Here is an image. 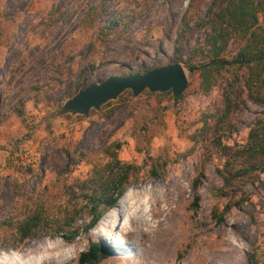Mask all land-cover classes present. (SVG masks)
I'll list each match as a JSON object with an SVG mask.
<instances>
[{"label":"rangeland","instance_id":"374dc122","mask_svg":"<svg viewBox=\"0 0 264 264\" xmlns=\"http://www.w3.org/2000/svg\"><path fill=\"white\" fill-rule=\"evenodd\" d=\"M219 6L220 0H0V258L57 242L71 252L62 264H80V253L98 243L113 251L98 264H146L149 242L138 238V224L172 220L176 241L166 264H247L254 248L264 256L262 165L221 193L225 168L244 167L233 157L264 117V88L249 90L247 71L231 67L205 94L199 75L185 68L208 61L209 12ZM178 40L188 78L178 102L170 92L134 98L127 91L87 117L57 113L79 89L109 76L176 63ZM242 43L231 39L225 59L233 60ZM226 96L236 107L218 123ZM114 159L129 175L123 196L131 192L145 204L120 210L122 196L85 232L92 219L87 196L99 188L98 180L88 181L101 173L118 178L119 170L105 169ZM35 212H68L70 225H52L22 243L16 229ZM109 218L113 228L100 233Z\"/></svg>","mask_w":264,"mask_h":264},{"label":"trees","instance_id":"16d2710c","mask_svg":"<svg viewBox=\"0 0 264 264\" xmlns=\"http://www.w3.org/2000/svg\"><path fill=\"white\" fill-rule=\"evenodd\" d=\"M261 12L264 13V3L261 0H220V6L215 11L212 12L210 9L209 32L205 38L204 48L208 61H202L196 66H185L189 72L199 75L201 78L200 89L203 93L207 94L215 85L221 70L231 67L239 71H247L246 83L249 90L258 91L264 88V16L260 23L259 15ZM234 38L243 43L239 47L235 58L229 61L225 59V53L229 41ZM181 49L178 40L175 43L174 53V59L177 62L182 59ZM145 72V70L136 71V73ZM127 74L129 73H121V75ZM181 98L182 96L173 97L172 99L174 102H178ZM234 107L236 106H234L232 99L226 96L224 99L225 109L221 114L214 116L217 117L218 123H221L223 117H226L230 113V109ZM233 158L242 159L244 167L237 169L225 168V174L222 175L224 188L221 189V193H226L224 189L231 187V183L235 181L242 184L249 180L258 168H262L264 171V162H259L260 158H264V117L256 120L249 130L245 145L240 151L236 152V156ZM120 165V162L114 159L105 166L108 171L119 170L120 176L118 178H111L101 173L91 177L88 181L98 180L99 188L87 196V208L90 207L89 213L92 219L85 227V232L92 230L104 212L113 208L118 199L123 196L129 175L126 171L122 172L120 170ZM260 165H262L261 168L258 167ZM126 169H130V167L126 166ZM152 173L153 175L157 174L156 171H152ZM198 200L199 197H196L195 205H197ZM69 218L68 212H64L61 218H52L48 215L42 216L39 212H35L18 225L16 232L20 242L23 243L33 239L45 230H49L52 225L64 229L70 225V222H66ZM220 221H222L221 217L217 219V222ZM50 235H53V233ZM112 252V249L103 248L100 244L94 243L89 246L87 251L80 253L79 262L80 264H98L108 258ZM246 258L247 264H264V256L259 248H254L251 253L247 254Z\"/></svg>","mask_w":264,"mask_h":264},{"label":"water","instance_id":"95a60500","mask_svg":"<svg viewBox=\"0 0 264 264\" xmlns=\"http://www.w3.org/2000/svg\"><path fill=\"white\" fill-rule=\"evenodd\" d=\"M187 85V71L178 62L145 73L112 75L100 83L79 89L57 113L87 117L91 110L98 112L102 106L117 100L127 91L134 98L144 91L160 94L170 92L174 98H178L183 95Z\"/></svg>","mask_w":264,"mask_h":264},{"label":"bare ground","instance_id":"6f19581e","mask_svg":"<svg viewBox=\"0 0 264 264\" xmlns=\"http://www.w3.org/2000/svg\"><path fill=\"white\" fill-rule=\"evenodd\" d=\"M130 193L131 192L125 194L119 201L118 207L120 210L125 206V203H132L134 208H137L138 203L140 206H142L143 203L145 204V202L142 203L140 200L135 201V196L133 197V195ZM128 194H130V196ZM156 196H158V194H156ZM172 212L173 211L170 210L169 215H172ZM175 222V220H172L169 223L158 222L154 228L149 226V223L141 222L138 224V238H143L149 242V246L146 247L145 254L146 264L167 263V258L169 257L175 240ZM112 224H114V221L112 218H109V221L101 227L100 233H109L110 229L113 228ZM118 228L119 226L117 229ZM67 253L71 254L70 249L63 247L57 242L50 244L41 242L39 244H32L27 250L23 251L21 255H17V257H14L13 255H10L6 252L4 257L0 258V264H62V261H64V257L67 255ZM45 254L48 255L46 256Z\"/></svg>","mask_w":264,"mask_h":264},{"label":"clouds","instance_id":"9594fccd","mask_svg":"<svg viewBox=\"0 0 264 264\" xmlns=\"http://www.w3.org/2000/svg\"><path fill=\"white\" fill-rule=\"evenodd\" d=\"M113 242H116L115 240H112Z\"/></svg>","mask_w":264,"mask_h":264}]
</instances>
